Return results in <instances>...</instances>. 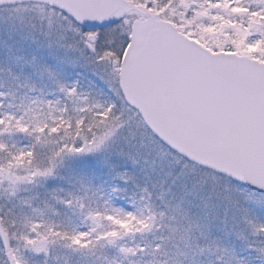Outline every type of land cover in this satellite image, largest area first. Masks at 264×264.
<instances>
[{"label":"snow or ice","instance_id":"1","mask_svg":"<svg viewBox=\"0 0 264 264\" xmlns=\"http://www.w3.org/2000/svg\"><path fill=\"white\" fill-rule=\"evenodd\" d=\"M0 264H264V0H0Z\"/></svg>","mask_w":264,"mask_h":264}]
</instances>
